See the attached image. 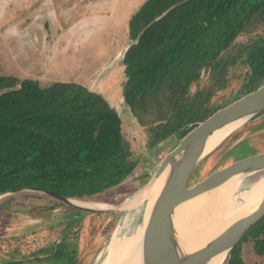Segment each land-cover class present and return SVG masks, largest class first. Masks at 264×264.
I'll use <instances>...</instances> for the list:
<instances>
[{"label": "trees", "instance_id": "16d2710c", "mask_svg": "<svg viewBox=\"0 0 264 264\" xmlns=\"http://www.w3.org/2000/svg\"><path fill=\"white\" fill-rule=\"evenodd\" d=\"M127 38L121 94L149 131L147 147L171 135L179 140L209 112L264 82V0H143L128 17ZM121 121L108 99L77 81L40 84L0 74V192L37 187L88 201L124 182L138 160ZM69 208L57 239L32 259L23 254L0 264H78L82 216L92 212ZM247 240L264 255V216L245 231L228 264H246L240 245Z\"/></svg>", "mask_w": 264, "mask_h": 264}, {"label": "rangeland", "instance_id": "374dc122", "mask_svg": "<svg viewBox=\"0 0 264 264\" xmlns=\"http://www.w3.org/2000/svg\"><path fill=\"white\" fill-rule=\"evenodd\" d=\"M142 1L0 0V74L31 77L40 84L53 80L77 81L101 93L121 115L122 130L138 163L136 171L124 182L88 200L105 205L116 206L133 200L153 177L164 155L179 141L171 135L147 147L149 131L135 121L123 102L124 75L120 58L129 42L128 17ZM261 147H264V110L225 135L204 154L195 171H189L186 188L213 175L209 174L211 171ZM183 179H177L159 192L167 198L151 208L153 215L178 198L185 188V185L182 187ZM237 182L230 179L226 190ZM172 191L173 195L169 196ZM7 197L10 209L6 208ZM50 198L35 191L0 197V261L23 254L32 259L31 252L57 239L64 216L71 209L67 203L54 205ZM145 201L144 198L139 204L134 201L124 208L89 211L92 213L83 215L76 240L78 264H102L113 234L120 239L128 236L124 251L127 255H137L151 210L142 218ZM1 205H5L3 209ZM45 205L49 208L44 209ZM200 216L195 221L199 222ZM240 253L246 264H264V255L254 252L251 240L241 243ZM25 264L39 263L25 261Z\"/></svg>", "mask_w": 264, "mask_h": 264}, {"label": "water", "instance_id": "95a60500", "mask_svg": "<svg viewBox=\"0 0 264 264\" xmlns=\"http://www.w3.org/2000/svg\"><path fill=\"white\" fill-rule=\"evenodd\" d=\"M264 110V82L253 90H250L235 99L227 102L226 104L216 108L202 119L197 121L191 128L185 132V134L179 139L175 146L168 151L161 159L153 177L146 186H149L154 177L159 175L165 168V166L172 161V157L178 153L182 148L190 144V158L188 160V171L193 169L200 158L204 155L201 149L198 147L199 138L206 128H213L225 120H244V122L255 117L258 113ZM118 112V111H117ZM264 152V147L258 148L255 152L240 157L218 169L211 171L209 174L215 172H223L232 168L238 163L244 162V167L238 173V175L248 174L247 180L240 186L236 194L230 201V205H234L232 209H219L213 216L206 215L198 223H194L189 227L187 233L182 235H174L169 231L171 227V221L163 231H160L155 226L153 209L148 212L146 226L142 239V248L140 264H207L217 256H222L219 264H228L233 247L241 239L245 231L254 223H256L261 217L264 216V160L256 163L254 162L255 156ZM208 174V175H209ZM187 176L184 175L183 196L184 200L193 197L195 189L192 187L186 188ZM263 181L261 185L257 183ZM183 184V186H184ZM259 187V191L262 190L260 195L252 201L251 204H245L246 194L252 189ZM145 188V187H144ZM20 191H35L54 197L64 203L71 206L78 207L87 211L105 212L114 209L124 208L127 205L134 204L133 200H128L121 205L108 204L102 207H87L74 203L76 198L65 197L56 194L50 190H45L37 187H20L14 189H8L0 192V197L20 192ZM143 191V190H142ZM244 193V194H243ZM246 193V194H245ZM146 199V195L144 196ZM144 198L139 201H135V204L142 203ZM83 201V200H80ZM86 201V200H84ZM137 202V203H136ZM243 207L242 212L235 214V211L239 207ZM147 211L146 201L143 205V213ZM227 216V221L222 227H218L210 238L202 242L196 247L190 245L191 241L197 237V235L204 232L206 227L214 221V225H217L216 219L225 220L223 215L217 217V213ZM222 216V217H221ZM224 222V221H223ZM171 229V228H170ZM133 264H139L137 258Z\"/></svg>", "mask_w": 264, "mask_h": 264}, {"label": "bare ground", "instance_id": "6f19581e", "mask_svg": "<svg viewBox=\"0 0 264 264\" xmlns=\"http://www.w3.org/2000/svg\"><path fill=\"white\" fill-rule=\"evenodd\" d=\"M243 123L244 120H225L213 128H206L199 138L198 147L201 149V152L203 154L209 152L221 140V138H223L225 135H228ZM190 150L191 147L189 144L186 147L182 148L178 153H176L172 157V161L165 166L164 170L159 175L154 177L151 184L149 186H146L143 191L136 195L134 201L142 200L146 195V206L148 211L149 209L158 206V204H160L165 198H167V195L161 196L159 195V192L177 179H183L184 175H186V173H189V171L191 170L190 169L188 171ZM262 160H264V152L258 154L254 158V162L256 163ZM244 165V162L238 163L228 170H225L223 172H215L210 177L205 178L201 182H198L197 184L192 186V188L195 189L193 197L187 200H184L183 192L178 194V198L172 201L169 205L165 206L162 211H159L158 213L153 215L156 228L160 231H163L168 225H170L169 222L171 221V229L168 228V230L173 232L175 236L182 235L183 233L188 232L187 230L191 225H193L194 223H198L195 220L200 214L201 216H203V219L206 215L209 214L212 215L213 219V215L219 209L225 208L228 210L234 208V205H230L229 203L234 197L233 195L236 194L237 190L247 180L248 177V174L238 175ZM233 178L238 180V185L228 194H226V196L222 199L228 182ZM262 183L263 181L257 183V185H261ZM183 184L184 182H182V187ZM261 192L262 190L259 191V187H253V189L248 194L245 193V204H251L252 201H254ZM171 195H173V191L169 193V196ZM74 203L87 207H102L105 205L99 202L84 200H75ZM242 208V206L239 207L238 210L235 211V214L242 212L244 210ZM147 211L142 214V218L147 213ZM219 215H223V212L222 214L217 213V217L220 218ZM201 216L199 221L202 219ZM223 216L225 217V220H223L224 222L221 219L217 218V225H214V221L216 218L215 217L214 221L209 223L204 232H201V234L197 235V237L191 241L190 245L192 247H196L210 238V236L216 232L215 230L218 227H222L223 224L227 221V216ZM127 238L128 236L120 239L115 234H113L109 244H107V256L106 258H104L105 260L102 264H133V262H135L137 258L139 259L140 264V248H138L139 252L137 251V255L133 256L129 254L127 255V251H124ZM221 257L222 256H217L207 264H219Z\"/></svg>", "mask_w": 264, "mask_h": 264}, {"label": "flooded vegetation", "instance_id": "af4514ba", "mask_svg": "<svg viewBox=\"0 0 264 264\" xmlns=\"http://www.w3.org/2000/svg\"><path fill=\"white\" fill-rule=\"evenodd\" d=\"M7 261V259H3L2 261H0V263H2V262H6ZM30 263H34V262H30ZM40 264V263H39Z\"/></svg>", "mask_w": 264, "mask_h": 264}]
</instances>
